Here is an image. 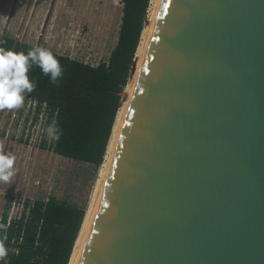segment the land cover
<instances>
[{
  "label": "water",
  "instance_id": "water-1",
  "mask_svg": "<svg viewBox=\"0 0 264 264\" xmlns=\"http://www.w3.org/2000/svg\"><path fill=\"white\" fill-rule=\"evenodd\" d=\"M79 264H264V0H162Z\"/></svg>",
  "mask_w": 264,
  "mask_h": 264
},
{
  "label": "trees",
  "instance_id": "trees-1",
  "mask_svg": "<svg viewBox=\"0 0 264 264\" xmlns=\"http://www.w3.org/2000/svg\"><path fill=\"white\" fill-rule=\"evenodd\" d=\"M151 0H123L118 42L109 60L94 66L52 52L64 70L59 86L51 84L35 62L28 76L36 83L25 100L36 101V111L47 113L42 148L96 167L103 164L118 111L136 62L142 31L148 22ZM0 47L25 54L35 46L0 34ZM38 117H36L37 120ZM55 122L58 140H50L45 129ZM13 191L7 194L8 203ZM86 209L61 201L26 199L19 216L10 217L6 208L0 217V240L8 255L0 264H69Z\"/></svg>",
  "mask_w": 264,
  "mask_h": 264
},
{
  "label": "rangeland",
  "instance_id": "rangeland-1",
  "mask_svg": "<svg viewBox=\"0 0 264 264\" xmlns=\"http://www.w3.org/2000/svg\"><path fill=\"white\" fill-rule=\"evenodd\" d=\"M123 6V0H0V34L96 66L109 60L118 42ZM124 91L126 100L127 86ZM46 121L36 101L0 111V153L16 158L15 176L10 183L0 182V217L6 208L10 217L19 216L26 199L56 197L87 212L99 198L103 164L96 167L42 148Z\"/></svg>",
  "mask_w": 264,
  "mask_h": 264
},
{
  "label": "clouds",
  "instance_id": "clouds-1",
  "mask_svg": "<svg viewBox=\"0 0 264 264\" xmlns=\"http://www.w3.org/2000/svg\"><path fill=\"white\" fill-rule=\"evenodd\" d=\"M30 61L49 78L51 84L59 86L63 78V68L60 61L49 50L42 46L24 52L0 47V111L14 110L24 106L25 93H32L36 83L28 76ZM50 140H58V129L55 122L45 129ZM15 156L11 153H0V182L10 183L16 174L14 169ZM8 250L3 240H0V258L6 257Z\"/></svg>",
  "mask_w": 264,
  "mask_h": 264
},
{
  "label": "bare ground",
  "instance_id": "bare-ground-1",
  "mask_svg": "<svg viewBox=\"0 0 264 264\" xmlns=\"http://www.w3.org/2000/svg\"><path fill=\"white\" fill-rule=\"evenodd\" d=\"M161 4H162V0H154V2L151 4L149 8L148 22L144 30L142 31L141 41H140V44H139V47L136 53V66H135V70L133 71L134 74L132 73L133 74L132 79L127 85V92L129 96L122 103L118 111L115 125H114L113 132H112V136H111L109 146L107 149V154H106L104 163L102 165V175L104 177V181H102L103 183L101 182L103 184L101 188V192L99 194V198L96 199L97 200L96 203H93L91 206H89L86 212V215H85L79 236L76 240L69 264H79L80 263L85 245L89 239L90 232L92 230V226L96 219L98 209H99V206L102 200V196H103V193H104V190H105V187H106V184H107L110 172H111L116 149L119 143V139H120V136H121L124 124H125L128 111H129L131 99H132V96L136 88L138 77L142 69L145 56H146V53H147V50L150 44V40H151L153 31H154V26L157 20L158 13L160 11Z\"/></svg>",
  "mask_w": 264,
  "mask_h": 264
}]
</instances>
